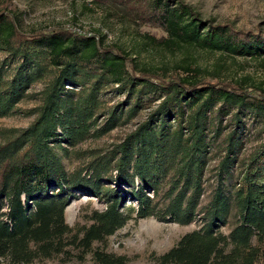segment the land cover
<instances>
[{
    "label": "trees",
    "instance_id": "1",
    "mask_svg": "<svg viewBox=\"0 0 264 264\" xmlns=\"http://www.w3.org/2000/svg\"><path fill=\"white\" fill-rule=\"evenodd\" d=\"M101 3L105 0H92ZM143 6L170 52L259 57L264 33L202 21L178 0ZM0 10V119L21 111L26 127L0 128V264H129L107 252L128 222L196 224L157 264H264V88L206 70L189 57L172 71L140 63L102 36L64 29L24 33ZM40 85L35 94L30 89ZM121 99L113 104L105 98ZM145 116L110 149H82ZM20 113V112H19ZM259 141L251 151L247 145ZM216 162L214 166H211ZM80 196L103 206L70 227ZM223 229H228L227 233Z\"/></svg>",
    "mask_w": 264,
    "mask_h": 264
},
{
    "label": "rangeland",
    "instance_id": "2",
    "mask_svg": "<svg viewBox=\"0 0 264 264\" xmlns=\"http://www.w3.org/2000/svg\"><path fill=\"white\" fill-rule=\"evenodd\" d=\"M188 5L202 21L229 25L243 31L259 29L264 33V0H178ZM0 10L11 17L19 18V27L24 33L36 30L64 29L82 35L102 36L105 45H118L135 57L140 63L161 70L172 71L184 57L191 58L195 65L206 70H219L222 76L235 82L253 84L264 88V54L251 58L232 55L222 57L220 53H209L195 48L175 49L170 52L162 44L166 33L156 23L144 15L143 6L105 0L95 3L92 0H0ZM5 55L0 54V62ZM40 85L33 86L29 93L35 94ZM105 98L113 104L121 99L113 93ZM37 99L26 98L17 107L14 116L0 119V128L26 127L31 118L21 111L37 106ZM146 111L132 122L122 125L96 141H88L82 149H110L120 142L133 129L136 122L143 119ZM259 141L254 138L247 145L251 151ZM213 162L211 166H214ZM103 206L94 198L80 196L72 200L65 212V222L70 227L85 223L84 215ZM198 226H179L161 223L155 219L128 222L122 229L107 240V252L126 256L129 264H157L154 256L160 255L176 244L179 238ZM228 229H223L227 233ZM33 264H79L76 261L64 263L60 257ZM93 264L87 256L85 263Z\"/></svg>",
    "mask_w": 264,
    "mask_h": 264
}]
</instances>
